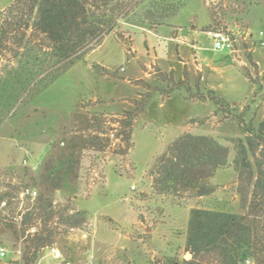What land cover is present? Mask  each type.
I'll return each mask as SVG.
<instances>
[{
    "label": "rangeland",
    "instance_id": "374dc122",
    "mask_svg": "<svg viewBox=\"0 0 264 264\" xmlns=\"http://www.w3.org/2000/svg\"><path fill=\"white\" fill-rule=\"evenodd\" d=\"M181 1L185 7L166 26L191 34V48L197 46L200 55L211 62V71L202 60L192 65L172 64L162 47L163 38L133 42L137 26L125 23L40 91L29 79L27 70L32 67L26 65L25 49L16 56L14 48L0 45V198L5 201L0 205V243L9 252L0 264L182 262L191 258L186 251L191 209L247 214L232 162L234 141L245 136L238 120L244 118L258 126L264 119V0ZM11 3L0 0V37ZM217 29L230 34L232 57L229 49L214 50L208 32ZM159 32L179 36L178 30L165 26ZM135 43L136 50L143 52L136 64L132 57ZM170 49L169 53L181 51L171 43ZM190 52L178 54V60H189ZM103 61L111 68L105 73L98 67ZM129 77L138 89L128 86L125 80ZM210 90L223 99L220 108L211 101ZM94 96L115 100L104 102ZM139 108L131 129L127 112ZM57 117L59 133L53 136L48 154L59 152L54 145L65 141L60 144L64 148L82 132L97 139L93 147L82 150L81 144H70L80 163L74 168L70 189L65 194L51 193L54 217L49 221L47 216H36L35 199L22 195L25 188L38 195L43 192L34 179H39L48 154L38 152L32 159L34 150L27 146L22 150L19 144H30V128L37 124L46 130L44 135L49 134ZM187 133L217 138L231 152L229 164L210 180L215 192L207 197L160 194L153 188L150 170L155 160ZM9 135L14 141L5 145L4 137ZM82 218V225L71 228V223ZM40 238L49 245L38 248ZM53 247L62 252L61 261L51 255Z\"/></svg>",
    "mask_w": 264,
    "mask_h": 264
},
{
    "label": "trees",
    "instance_id": "16d2710c",
    "mask_svg": "<svg viewBox=\"0 0 264 264\" xmlns=\"http://www.w3.org/2000/svg\"><path fill=\"white\" fill-rule=\"evenodd\" d=\"M185 5L181 0H12L4 14L0 45L3 49L14 48L16 56L25 49L26 65L32 67L27 70L29 79L42 91L99 48L121 24L157 31ZM101 68L103 73L109 71ZM210 93L214 95L211 101L220 108L223 99L214 90ZM140 110L127 112V127L132 126ZM237 124L245 136L234 141L232 165L247 214L191 209L186 237V251L191 258L182 262L170 259L162 264H264V119L258 126L246 123L244 118ZM87 126L89 122L84 132ZM95 139L97 136L86 137L82 132L64 148L60 144L65 141L54 145L59 152L48 154L39 179H34L43 190L34 200L38 218L47 216L50 221L54 217L51 193H64L73 185L70 182L74 168L80 162L70 144L77 142L82 150L93 147ZM230 153L217 138L184 134L155 160L150 170L153 188L160 194L207 197L215 192L210 180L229 164ZM3 202L1 197L0 205ZM84 222L82 218L70 226L78 227ZM39 240L38 248L49 245Z\"/></svg>",
    "mask_w": 264,
    "mask_h": 264
},
{
    "label": "crops",
    "instance_id": "0c3cea01",
    "mask_svg": "<svg viewBox=\"0 0 264 264\" xmlns=\"http://www.w3.org/2000/svg\"><path fill=\"white\" fill-rule=\"evenodd\" d=\"M165 27L172 28L175 31L178 30L179 31V33H178L179 36L178 37H175V38H173V37L171 38V37H168L169 32H168V34L164 35L165 33H160L159 30L154 31V32H151V31H149V30H147L145 28L136 27L138 30L136 29L135 31H133V37H132L133 38V42L136 41L135 40L136 38H138L139 41L142 40V43L143 44H145V42H147V41L148 42L149 41L150 42H155V39H157L158 37L159 38H163L165 41H163L161 43L163 45L162 46L163 49L164 48L166 49V53L165 52L164 53H165V55H166L167 58L168 57L170 58V62L172 64L178 62V63H182L183 65H192L193 63H195V61L202 60V63H204L206 65L207 71H211L210 70L211 69V62L200 55V53L197 50V46L194 45L191 48L190 43H189L190 42V39H191V34H188V33L187 34H184L182 32V29H178L177 27H172V26H165ZM170 43L173 46L180 47L181 51H176V52L170 51V53H169V50H171L170 49ZM136 46L137 45L135 43L134 46H133V55L131 54L132 57H133V59H134V61H135V64H136L137 60L140 59V53H143V52H140V50H136V49H139V46H137V47ZM143 49L146 50L145 47ZM189 49L191 50L190 57L188 58L189 60H185V62H182V61L178 60V57L179 56H182L183 54L188 55L189 54ZM136 51H137V53H136ZM192 51H195V52L193 53ZM178 54H179V56H178ZM232 54H233V52H231V57H232ZM232 61L233 60H231V62ZM104 62L105 61H103V64L102 65H99V64L98 65L101 66V67H103V68H106L108 70H111V68L108 65H106ZM135 64H134V67H135V69H137ZM87 66H89V65L87 64ZM169 69L172 70L173 67H170ZM104 78H107V76L104 77ZM131 79H133V78H130L129 77V78H127L125 80V82L128 84V86L132 87L133 89H138L137 86H135V85L132 84L133 82H131ZM97 98H101L104 102H112V101L115 100V97H112V96H109V97H106V98L105 97L94 96L93 99L97 100ZM121 99H122V97L119 98V99L117 98L116 100H121ZM34 111L37 112L39 110H36V108L34 107ZM46 112H47V110H45L44 116H45ZM57 119H56L57 122L55 123V125H52L53 127L49 129L50 132L48 130L49 134H46V135H44V132L46 133V130L45 129L40 130L39 129V124H37L36 128L34 126H32V128H30L32 133L29 136L30 139H32V141L30 142V144H27V143H25L24 145L19 144V148L22 149V150L25 149L24 146H27L29 149L32 148L31 149L32 152L34 150V152H33L34 154L31 156L32 159H35L36 158V155H37L38 152H44L46 154L45 156H47V154L51 150V145H53L52 143L54 142V140H52L53 139V136H56V134L59 133V128H60L59 127V117H57ZM10 136L11 135H9V137H7V138L4 137V142H5L4 144L5 145H8V144H10V142L14 141V138L13 137H10ZM58 261H61V260H58Z\"/></svg>",
    "mask_w": 264,
    "mask_h": 264
},
{
    "label": "built area",
    "instance_id": "2783aa9c",
    "mask_svg": "<svg viewBox=\"0 0 264 264\" xmlns=\"http://www.w3.org/2000/svg\"><path fill=\"white\" fill-rule=\"evenodd\" d=\"M208 34L213 38L214 50L221 51L224 49H229L231 52H234L233 40L228 32L217 29V30L209 31ZM27 155H28V151H27ZM24 165H27V161L24 162ZM22 195H25L33 200L37 198L38 192L30 188H25L22 191ZM50 250H51V255L53 256L54 259L56 260L62 259L63 257L62 252L58 248L53 247ZM8 253L9 252L7 248L0 243V259L6 258L8 256ZM61 264H71V263L61 262Z\"/></svg>",
    "mask_w": 264,
    "mask_h": 264
}]
</instances>
